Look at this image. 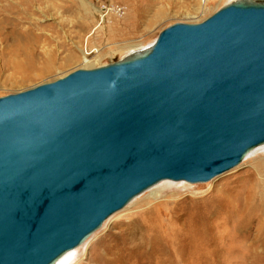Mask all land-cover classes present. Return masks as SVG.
Here are the masks:
<instances>
[{
  "label": "water",
  "instance_id": "obj_1",
  "mask_svg": "<svg viewBox=\"0 0 264 264\" xmlns=\"http://www.w3.org/2000/svg\"><path fill=\"white\" fill-rule=\"evenodd\" d=\"M264 147V0L0 98V264H57L164 181L206 184Z\"/></svg>",
  "mask_w": 264,
  "mask_h": 264
},
{
  "label": "rangeland",
  "instance_id": "obj_2",
  "mask_svg": "<svg viewBox=\"0 0 264 264\" xmlns=\"http://www.w3.org/2000/svg\"><path fill=\"white\" fill-rule=\"evenodd\" d=\"M234 1L36 0L31 9L14 7H28L24 26L37 25L40 42L35 61L13 69L15 38L10 46L0 31V98L116 63L150 47L170 26L201 23ZM65 264H264V148L209 183L158 184Z\"/></svg>",
  "mask_w": 264,
  "mask_h": 264
},
{
  "label": "bare ground",
  "instance_id": "obj_3",
  "mask_svg": "<svg viewBox=\"0 0 264 264\" xmlns=\"http://www.w3.org/2000/svg\"><path fill=\"white\" fill-rule=\"evenodd\" d=\"M3 1L9 2V0H0V2ZM35 1L36 0H14L15 3H13L12 5L9 4H7L6 6L0 5V31L5 32L3 35L7 37V39H5L4 41L6 42V44H8L11 39L15 38V42H13L12 46L10 45L12 43H9V45L11 46V47L9 46L10 47L9 51L12 54V58L10 57L11 58L10 60L15 58L13 61L14 63L11 62V66H13L12 67L13 69L24 67L25 64L30 62L33 63L35 61L32 55L33 54L32 49H34V47L40 42V37L34 34V31L37 30L36 29L37 25L30 23L28 24L27 27H25L23 20V16L25 17V15L27 14L26 8L30 6L31 9ZM22 4H26V6L28 5V7L23 8L21 10L20 9L18 10V8L17 9L14 8L21 6ZM23 52H25L26 54L28 53L27 57L25 55L26 58L25 57L23 58V55L21 57L20 54ZM46 61L49 62V60ZM48 65L50 66L51 64ZM263 148L264 147L257 149L256 151L251 153V155L255 154V152ZM69 258H70V253L64 256V258L61 261H59L57 264H65Z\"/></svg>",
  "mask_w": 264,
  "mask_h": 264
}]
</instances>
